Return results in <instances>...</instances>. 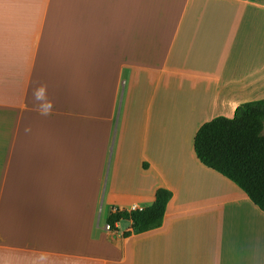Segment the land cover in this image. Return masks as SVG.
<instances>
[{
	"label": "crops",
	"instance_id": "0c3cea01",
	"mask_svg": "<svg viewBox=\"0 0 264 264\" xmlns=\"http://www.w3.org/2000/svg\"><path fill=\"white\" fill-rule=\"evenodd\" d=\"M261 99L264 0H0V264H264V211L195 150ZM160 187V227L95 224Z\"/></svg>",
	"mask_w": 264,
	"mask_h": 264
},
{
	"label": "trees",
	"instance_id": "16d2710c",
	"mask_svg": "<svg viewBox=\"0 0 264 264\" xmlns=\"http://www.w3.org/2000/svg\"><path fill=\"white\" fill-rule=\"evenodd\" d=\"M195 150L204 164L239 184L264 211V99L241 104L232 118L218 116L204 123L195 136ZM171 197L169 189L160 187L153 204L111 211L107 224L116 229L130 220L136 233L158 228Z\"/></svg>",
	"mask_w": 264,
	"mask_h": 264
},
{
	"label": "rangeland",
	"instance_id": "374dc122",
	"mask_svg": "<svg viewBox=\"0 0 264 264\" xmlns=\"http://www.w3.org/2000/svg\"><path fill=\"white\" fill-rule=\"evenodd\" d=\"M107 174V171H106ZM110 175H111V170H110ZM107 186V182H105V187ZM98 220L100 226H105V223L107 222V217H106V205L104 206V211L99 215L97 214V218L95 219V224L96 221ZM128 225V221L123 220L122 221V228H125Z\"/></svg>",
	"mask_w": 264,
	"mask_h": 264
},
{
	"label": "built area",
	"instance_id": "2783aa9c",
	"mask_svg": "<svg viewBox=\"0 0 264 264\" xmlns=\"http://www.w3.org/2000/svg\"><path fill=\"white\" fill-rule=\"evenodd\" d=\"M106 228H107V229H111V227H110V225H109V224H107V225H106Z\"/></svg>",
	"mask_w": 264,
	"mask_h": 264
}]
</instances>
